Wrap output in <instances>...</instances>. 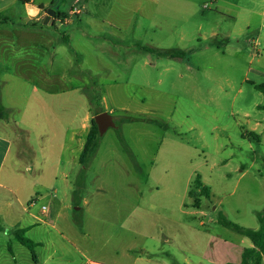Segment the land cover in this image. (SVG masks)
<instances>
[{
	"label": "rangeland",
	"instance_id": "374dc122",
	"mask_svg": "<svg viewBox=\"0 0 264 264\" xmlns=\"http://www.w3.org/2000/svg\"><path fill=\"white\" fill-rule=\"evenodd\" d=\"M75 1L28 4L52 2L57 14L36 30L23 1L0 0V102L11 122L0 134L12 142L0 175V252L9 241L18 245L23 208L39 214L59 198L72 206L70 222L104 241V256L119 250L106 264H132L129 245L118 240L126 235L114 232L129 202L177 217L179 207L194 211L188 193L197 176L211 190L201 198L205 221L223 215L258 229L264 0H81L82 14L71 16ZM103 112L116 128L89 164L71 162ZM216 223H206L215 237L239 239ZM151 259L176 264L179 256Z\"/></svg>",
	"mask_w": 264,
	"mask_h": 264
},
{
	"label": "crops",
	"instance_id": "0c3cea01",
	"mask_svg": "<svg viewBox=\"0 0 264 264\" xmlns=\"http://www.w3.org/2000/svg\"><path fill=\"white\" fill-rule=\"evenodd\" d=\"M34 2L35 0H30L29 3L25 4ZM51 3L48 2V6L43 3L37 4V8L40 9L38 16L34 18L27 16L31 26L37 28L36 30H40V25L41 27H48L54 24V18L49 25L41 23L51 8ZM10 125V121L0 120L1 129ZM79 139L77 144L78 155L71 161L75 164H80V155L86 142L82 137ZM73 141L76 142L75 135L71 137V142ZM11 147L12 142L0 134V175ZM65 147L66 145L63 144L62 148L65 149ZM74 152L76 153V150ZM168 173L165 172L164 174L168 175ZM203 181L207 183L205 180ZM164 183H170L166 177H164ZM176 186L177 184L173 187ZM169 187L170 185H168ZM170 189L171 191L167 193L168 196L175 194L172 188ZM83 200L86 205L87 199L83 198ZM17 201L23 207L21 200L17 198ZM129 204L131 208L128 214L114 232L116 235H126L127 240L121 238L118 240L122 244L129 245L130 248L127 249L125 255L133 261L132 264H157L151 259L157 253L166 254L169 257L172 255L179 256L176 264H237L242 260L244 249L252 246L251 241L250 243L247 241L249 239L239 234V239L234 241L215 237L212 231L207 228L206 223H216L217 220L209 218V221H205L204 218L209 215L205 211H201V202L198 207L194 206V211L183 210L182 207H179L178 211L174 212L179 214L178 217L167 214L163 209H157L154 205L142 206L138 201H130ZM8 205L9 208H12L10 204ZM71 208V204L59 198L51 200L49 206H43L39 214L23 208L26 215L20 219L18 228L14 232L21 231L24 237L36 244L34 256L14 236L18 245L14 244L13 241L5 243L4 250L0 252V264H106L107 259L116 262V259L122 256L119 250L114 251V253L111 252L110 256H104V241L93 237L84 222H77L74 225L69 221L68 211ZM81 209L75 208L73 210L81 211ZM180 215L195 218L200 216L199 223L198 225L192 224L182 219ZM96 222L99 231L98 224L102 221L96 220ZM104 257L106 260H101ZM94 259L102 262H97ZM164 264L167 263L164 262Z\"/></svg>",
	"mask_w": 264,
	"mask_h": 264
},
{
	"label": "trees",
	"instance_id": "16d2710c",
	"mask_svg": "<svg viewBox=\"0 0 264 264\" xmlns=\"http://www.w3.org/2000/svg\"><path fill=\"white\" fill-rule=\"evenodd\" d=\"M24 3H29L30 0H21ZM57 15V14H56ZM259 89L264 93V87L261 86ZM260 110H264V105L259 107ZM0 120H8V113L6 109L2 106L0 102ZM92 128L89 132L88 137L84 145V149L80 155V164L87 165L94 158L97 150L99 149V144L101 136L98 131V127L95 123V120H92ZM211 194V190L206 186L201 178L197 176L194 180L190 191L189 197L193 200V205L195 207L199 206L201 198H208ZM257 219L259 222L258 229L245 228L238 224H235L228 220L225 216L221 215L217 219V223L225 228H228L237 234L249 239L252 243L251 247L245 248L242 254V260L237 264H264V208L257 212ZM15 238L19 241L20 244L29 249V251L34 256V249L36 244L23 236L21 231L14 232ZM11 250V247L9 245ZM235 264V263H228Z\"/></svg>",
	"mask_w": 264,
	"mask_h": 264
},
{
	"label": "water",
	"instance_id": "95a60500",
	"mask_svg": "<svg viewBox=\"0 0 264 264\" xmlns=\"http://www.w3.org/2000/svg\"><path fill=\"white\" fill-rule=\"evenodd\" d=\"M56 16V12L53 9L47 11L46 16L41 20L43 25H49L52 23L53 18ZM95 123L98 127L100 136L102 137L110 128H116L114 119L111 114L103 112L94 117Z\"/></svg>",
	"mask_w": 264,
	"mask_h": 264
},
{
	"label": "built area",
	"instance_id": "2783aa9c",
	"mask_svg": "<svg viewBox=\"0 0 264 264\" xmlns=\"http://www.w3.org/2000/svg\"><path fill=\"white\" fill-rule=\"evenodd\" d=\"M75 3L77 4L76 7H74L71 11V16H79L82 14V7H78V5L81 3V0H76ZM59 22L69 24L71 22V19L68 17H63L60 19H57Z\"/></svg>",
	"mask_w": 264,
	"mask_h": 264
},
{
	"label": "clouds",
	"instance_id": "9594fccd",
	"mask_svg": "<svg viewBox=\"0 0 264 264\" xmlns=\"http://www.w3.org/2000/svg\"><path fill=\"white\" fill-rule=\"evenodd\" d=\"M25 9L29 18L37 17L40 12L39 8L28 4L25 5Z\"/></svg>",
	"mask_w": 264,
	"mask_h": 264
}]
</instances>
